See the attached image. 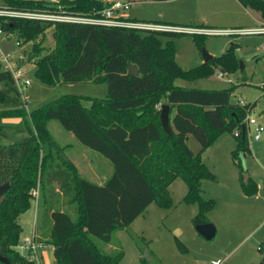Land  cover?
Instances as JSON below:
<instances>
[{
    "label": "trees",
    "instance_id": "trees-1",
    "mask_svg": "<svg viewBox=\"0 0 264 264\" xmlns=\"http://www.w3.org/2000/svg\"><path fill=\"white\" fill-rule=\"evenodd\" d=\"M0 1V9L7 11L82 17H96L106 6L104 0ZM236 1L264 20V0ZM0 29L6 36L14 34L24 43L32 42L28 61L37 58L36 76L42 81L106 86L104 98H93L89 107H83L76 97H62L30 113L12 75L0 71V119H21L25 133L14 138L8 130L11 127L0 124V186L9 183L8 190L0 196L1 256L10 264H34L20 254L18 246L22 233L19 217L30 209L34 199L31 191L36 188L37 238L33 237L53 248L56 264H119L123 251L114 243L115 233L128 231L151 204L170 209L173 203L169 186L176 179H181L187 188L183 203L198 207L191 223H208L205 216L214 208V200L201 196V184L204 180L214 181L215 176L200 156L189 150L188 138L192 136L203 151L219 134L231 133L236 139L233 162L240 172H245L240 155L249 153L245 121L254 104L230 103L231 90L184 88L174 82L205 78L215 68L232 69L236 62L231 50L183 70L175 61L173 38L185 33L6 16L0 17ZM49 29L54 47L43 54L37 40ZM193 36L199 44L205 35ZM162 38L167 40L163 42ZM128 64L137 67L138 76L127 74ZM164 104L174 110L170 136L159 120V108ZM51 120L82 146L110 162L113 173L102 185L85 179L74 165L56 157L55 142L47 127ZM241 189L247 197L257 193V185L248 175L246 180L242 175ZM132 237L140 264H163L141 247V243L145 244L142 237ZM94 239L106 245L116 244L117 252L111 255L100 250ZM175 243L178 252H187L180 240L175 239ZM258 247L264 254V246ZM253 264H264V255Z\"/></svg>",
    "mask_w": 264,
    "mask_h": 264
},
{
    "label": "rangeland",
    "instance_id": "rangeland-1",
    "mask_svg": "<svg viewBox=\"0 0 264 264\" xmlns=\"http://www.w3.org/2000/svg\"><path fill=\"white\" fill-rule=\"evenodd\" d=\"M45 1L51 2V0ZM52 1L58 2L60 0ZM198 1L199 0H195L192 6L184 5V2L181 0L132 2L130 3L129 10L122 13V15L138 22H152L151 24H157L153 22L162 23L166 21L180 23V25L184 26L212 27L213 29L215 28V30H226L237 27L253 29L264 26V20L261 19L259 13L257 12H254V14H256L255 20L247 21L248 18L244 16L240 18V21L239 19L237 20V22L241 23L246 22L245 24L231 26L211 24V22L217 18V14L214 10H211V7L206 2H202L205 7L202 5L199 7ZM210 1L221 4L222 6L224 5V11L227 9L226 7H228L229 3V0ZM225 14L226 12L221 16ZM205 17H209L211 22H205L203 20ZM51 34L52 30L49 29L42 38L37 40L44 50L43 54L48 53L54 47V41ZM161 40L165 42L167 39L162 38ZM173 47L175 51V61L183 70H189L203 64L202 50L206 51L211 57H219L226 51L231 50L236 62L232 69L225 70L223 68H215L214 72L205 78L191 82L176 80L174 84L184 88L202 90H231L230 103L236 104L241 102L242 104H254V107H252V111L248 116L264 125V34L235 33L228 35H205L200 39L199 44H197L194 40L193 34H183L173 38ZM0 50L3 54L7 55L12 62L19 61L21 56L25 58L23 61H19V66L22 68L26 79L30 82V85L21 89V95L23 99L27 100L26 110L30 113L53 101H57L62 97H76L83 107H89L93 98H104L105 96L106 86L102 83L96 84L87 82L76 84H51L42 81L36 76L37 58H32V60L28 61L30 52L32 51V42L24 43L21 40H18L14 34H10L8 36L0 34ZM0 124L11 127V129L8 128V130L13 133L14 138L25 136V133L21 130V119L1 118ZM47 127L51 138H53L55 142L61 143L65 141V143H68V138H73L74 143L79 146L81 150L86 151L72 155L73 158L78 161L81 171L80 175H82V177L94 183H99L95 178L96 175L94 176V170H102L105 172L104 175L108 173V178L112 175L113 169L108 160L101 157L98 153L82 146L75 139V137L71 133L64 130L58 122L52 120L48 121ZM252 134L253 127L250 128L249 135L252 136ZM249 135H247V137L251 153L244 154L245 160L240 164L242 170L245 171L243 173L240 172V170L233 163V152L236 149V139L229 132L219 134L216 139L203 151H201L198 142L192 136H189L187 147L194 155L200 156L202 162L215 176L216 181L204 180L202 187L204 197L202 194L201 196L206 200L210 199V197L215 200L214 208L205 216L207 220L217 221L216 218L220 214L219 210L223 207L221 204V198L223 196L231 195L237 198L234 199L235 201H240V198H244L241 189L242 175L243 178L245 175H248L256 183L257 193L254 196H246L247 198L244 199L247 200L246 202L249 205H246L245 207H237V214L239 216H246L247 214L252 216L251 223L249 222L250 219L245 221L244 227L247 225L246 229L253 231L257 224L254 220L257 219L256 217L259 218L262 214L261 212L259 213L255 210H260L261 208L259 204L261 201L264 202V200H262V198H264V133L261 134L259 141L250 140ZM53 152L58 154L55 149H53ZM69 155H71V153H64V157H70ZM239 155L240 154L237 153V156ZM100 160L104 162L103 166L99 165L101 162ZM180 187L181 193L178 192L180 191ZM34 190L38 192V188ZM171 190L173 194V201L176 203L179 201L181 202V197L183 194L185 195L186 192V187L183 181L181 179H176ZM32 192L33 190L31 191V196H33ZM30 204V209L22 213L19 217L20 224L23 228L20 235L19 245L24 239L32 237L33 225L38 210L36 198L31 199ZM241 208H244V212ZM191 209L192 207L180 205L178 210L168 213L167 217L163 218L162 213L160 214L162 211H160L155 204H152L150 208L147 207L143 212L144 215H141L140 218L138 217L139 219L137 218V220L135 219V222H137L136 224L140 223L146 231L143 235L145 238L142 237L145 244L143 245V243H141L143 241L138 240L141 243V247L152 251V244L155 245L156 241L150 242V239H154L155 235L159 236V230L162 232L165 231V226L167 227L168 220L171 217L174 218L175 224H179V226L185 229V238H180V241H182L185 245H187L186 243L189 245L187 239L190 236H198L195 226H189L188 223V219L191 215ZM152 210L156 211L153 213ZM247 217L249 216L247 215ZM211 223L214 226L216 225L214 222ZM132 234L136 235V233H133L130 228L128 231L119 232V236L117 237L114 235V243L120 245L123 251V257L119 264H140V261L137 259L139 254L136 250V244L132 240ZM140 236L141 235H139V237ZM220 236L221 234L218 232L214 238L209 241H206L205 239L199 240H202L201 244H203L202 246L205 249L212 250V248H215L216 246H223L220 241ZM169 237L175 245L174 235H169ZM94 242L100 250L111 255H114L117 252L116 244H111V247H109V245L103 244L96 239H94ZM259 245L264 246V237H260L255 233L252 234L251 237L243 243V245H241V250L248 248L254 249L260 258L258 261H260L262 255L264 254L257 250ZM189 247L193 251L197 246L194 247L191 244ZM228 248H232V246H229ZM208 254H211V252ZM150 264H153L152 261H150Z\"/></svg>",
    "mask_w": 264,
    "mask_h": 264
},
{
    "label": "crops",
    "instance_id": "crops-1",
    "mask_svg": "<svg viewBox=\"0 0 264 264\" xmlns=\"http://www.w3.org/2000/svg\"><path fill=\"white\" fill-rule=\"evenodd\" d=\"M181 1L184 2V5H189V6H192L193 3L195 2V0H181ZM202 2H206L211 7V10H214L215 13L217 14V18L213 22L210 21L209 17L203 18V20L207 23L211 22V24H218V25H222V26H231V25L245 24L246 22L245 23L237 22V20L239 19V21H240V18L243 16L248 18L247 21L256 19L255 18L256 14H254V11H251V10L244 8L236 0H229L228 7H226L227 9H225V11L223 10L224 5L222 6L221 4L211 2L210 0H199L198 1L199 7L201 5L203 7H205V5L202 4ZM225 12H226V14L221 16ZM175 20H181V19H175ZM162 23L180 24V23L166 22V21L162 22ZM208 28L213 29L212 27H208ZM231 29H251V28L237 27V28H231ZM253 29H255V28H253ZM214 30H215V28H214ZM216 30H218V29H216ZM220 30H223V29H220ZM226 30H230V29H226ZM173 112H174V110L170 109V118H171V115L173 114ZM54 142H55V140H54ZM53 149H55L58 152V154L57 153H55V154H56V157L61 162L71 163L72 165L75 166L78 173L81 174V171H80V168L78 165V161H76V159L73 158L72 155L73 154L76 155L80 152H86V151L81 150L79 148V146H77L74 143L73 138H68V143H65V141H63L61 143L55 142ZM64 153H71V155H69L70 157H64ZM249 153H251L250 146H249ZM244 160H245V157H244ZM100 161L101 162L99 163V165L103 166L104 162L102 160H100ZM104 174H105V172L102 170H98V171L94 170V176L96 175L95 178L99 182L96 184L102 185L106 181V179L108 178L107 177L108 173L106 175H104ZM173 183L169 186V192H170V197L172 199L173 206L167 210H163V209L159 208L160 211H162V212H160V214L162 213L163 218H164V217H167L168 213L178 210V207L180 205H184L186 207H192V209L190 210L191 215L188 219V223H189V226L190 225L193 226V224L191 223V220L197 214L198 207L196 205H188L185 203L183 204L182 199L185 196L184 194L181 197L182 198L181 202L180 201L177 203L174 202L173 201V194H172V190H171ZM203 183H204V181H202V184H201L202 196L204 194V191L202 190ZM177 187H179V186H177ZM179 189H180V191H178V192L181 193V187ZM186 191H187V188H186ZM185 194H186V192H185ZM218 196H220V195H218ZM243 197L244 198H240L241 199L240 201H235L234 199H237V198H235L231 195L223 196L221 198V200H222L221 204L223 207L219 210L220 214L216 218L217 221L208 220V223L214 222L216 224L215 225L216 226L215 227L216 234L218 232H220V234H221V236H220L221 240L220 241L223 244V246H216L215 248H212V250L205 249L202 246L203 244H201L202 240H199V239H204V238H202V236H200L199 234L196 233L198 236H190L187 240L189 242V245L192 244V246H194V247L197 246V247H195V249L192 251L190 249L188 243H186L187 245H185L181 241L186 246L187 252L184 254L178 252V250L176 248V243L174 245V243L172 242L169 235H174V238L178 239V240H180V238L184 239L185 238L184 237L185 236L184 235L185 229L183 227L179 226V224H175L174 218L171 217L168 220L167 227L165 226V231L162 232L159 230L158 232H160V235L159 236L155 235L154 239H152V238L150 239V242L156 241L155 245L151 243L152 244V247H151L152 248V251H151L152 254L158 260H160V262H162L163 264H204V263L205 264H207V263L211 264L212 262H215V261H220V264H253V263H258L259 262L258 260L260 258L258 256V254L254 251V249L248 248L245 250H241L242 249L241 245H243V243L246 242L251 237L252 234L256 233L260 237H264V202L261 201V203L259 204V206L261 208L260 210H255L259 213L260 212L262 213L259 218L256 217L257 219L254 220L257 222L256 227L253 229V231H251V230L249 231L246 229L247 225L245 227H244V225H245V221H248L249 219H250L249 222L251 223L252 216L247 214L249 217H251V218H249V217H247V215L246 216L245 215L239 216L237 214V207H239V206L245 207L246 205H249L246 202L247 200H244L247 197L244 194H243ZM210 199H213V198L210 197ZM262 200H264V198H262ZM151 205L148 206V208H150ZM35 208H36V206H35ZM241 210L244 212V208H241ZM152 211L154 213L156 210H152ZM37 214H38V210H37ZM37 214L35 217V222H34L33 231H32V236L34 234L36 236V238H37V234L34 232V228H35V223L37 222L36 221ZM156 214H159V213H156ZM143 215H144V213L142 214V216ZM140 217H141V215L139 216V218ZM136 220H137V218H136ZM136 220H134L131 223L132 226L130 225V228L133 231V233H136V235L138 234L137 236L141 235L140 237H144L143 235L145 234L146 231H145L144 227L141 226L140 223L136 224L137 223V222H135ZM240 221H242V222H240ZM19 224H20V220H19ZM20 226H21V224H20ZM243 230H244V232H243ZM22 231H23V228H22ZM119 232H121V231H118L115 233L116 237L119 236ZM198 237H200V238H198ZM229 246H232V248H228ZM109 247H111V246L109 245ZM209 252H211V254H208ZM40 256H41V263L42 264H56L55 259H54V255H53V248L50 245L42 244V246L40 248ZM137 259L139 261V257H137Z\"/></svg>",
    "mask_w": 264,
    "mask_h": 264
},
{
    "label": "built area",
    "instance_id": "built-area-1",
    "mask_svg": "<svg viewBox=\"0 0 264 264\" xmlns=\"http://www.w3.org/2000/svg\"><path fill=\"white\" fill-rule=\"evenodd\" d=\"M51 2H54L51 0ZM106 6L96 17H82L72 16L65 14H47V13H20L0 9V17H23L28 19H40L48 20L52 22H67L78 24H91L100 25L105 27H117L124 29L134 30H153V31H169L175 33L185 34H203V35H228V34H264V26L255 29H230V30H214V29H199V28H185V27H172L160 24H151L147 22H138L127 18L122 15L125 11L129 10L130 2L127 0H105ZM0 34L4 32L0 29ZM25 58L21 56L19 61H23ZM12 62L9 57L3 54L0 50V71L9 72L12 75L16 89L21 95V89L28 87L30 82L26 79L22 68L19 66L20 62ZM221 75V74H218ZM22 98V95H21ZM25 107L27 100L23 99ZM238 104L242 105L241 102ZM160 109V108H159ZM247 134H250V128L253 127L252 136L249 135L250 140L259 141L261 134L264 133V125L256 121L254 118L248 116L245 121ZM238 134L235 133V136ZM32 195L37 200L38 192L33 190ZM42 244L37 242L34 237L26 238L18 246V251L28 261L34 264H41L40 248ZM260 247H257L259 250ZM211 264H220V261L212 262Z\"/></svg>",
    "mask_w": 264,
    "mask_h": 264
},
{
    "label": "water",
    "instance_id": "water-1",
    "mask_svg": "<svg viewBox=\"0 0 264 264\" xmlns=\"http://www.w3.org/2000/svg\"><path fill=\"white\" fill-rule=\"evenodd\" d=\"M210 55L202 50V59L203 61H207L210 59ZM127 74L129 76H138L139 72L135 65L128 64L127 66ZM159 120L161 127L163 131L170 136L171 135V126H170V107L168 105H162L160 107V114H159ZM240 160L243 163L244 162V154L240 155ZM247 175L244 176V179L246 180ZM9 188V183H6L4 185L0 186V196L3 195ZM196 232L202 236L206 241H209L214 238L216 234L215 226L212 223H205L195 226ZM0 262L3 264H10L9 261L0 255Z\"/></svg>",
    "mask_w": 264,
    "mask_h": 264
}]
</instances>
